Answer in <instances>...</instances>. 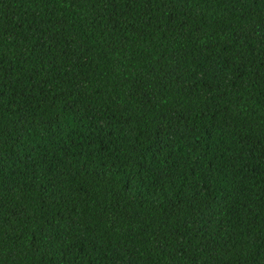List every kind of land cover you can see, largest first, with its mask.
Listing matches in <instances>:
<instances>
[{
    "label": "trees",
    "instance_id": "obj_1",
    "mask_svg": "<svg viewBox=\"0 0 264 264\" xmlns=\"http://www.w3.org/2000/svg\"><path fill=\"white\" fill-rule=\"evenodd\" d=\"M0 264H264V0H0Z\"/></svg>",
    "mask_w": 264,
    "mask_h": 264
}]
</instances>
